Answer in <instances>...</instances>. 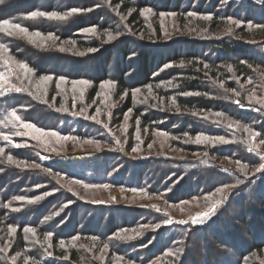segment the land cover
Segmentation results:
<instances>
[{
    "label": "rangeland",
    "instance_id": "obj_1",
    "mask_svg": "<svg viewBox=\"0 0 264 264\" xmlns=\"http://www.w3.org/2000/svg\"><path fill=\"white\" fill-rule=\"evenodd\" d=\"M72 1L67 0V4ZM78 1L94 6L85 12L60 14L63 20L76 15L80 23L86 20L80 24L85 29L103 11L108 18H100V23L117 30L96 28L95 33H85L80 29L79 41L97 44L95 52L79 49L72 41L47 39L49 34L41 38L9 29L19 36L20 52L25 55L32 50L59 53L62 60L50 68L56 74L63 68L67 77L50 75L52 80L40 84L34 72L25 76L20 62L8 51L0 52V73L6 85L0 90V142L6 151L5 161L13 167L12 182L19 188L16 193L11 189L14 194L5 203L0 201V208L7 210L5 217L26 208L35 211L33 217L44 228V234L39 228L35 235L24 232L26 248L13 256L15 232L5 229V240L0 230V249H6L0 251V264H264V253L261 258L256 254L244 257L252 243L264 241V173H255L264 163V86L252 79L211 82L214 96L209 100L213 107L225 109L221 115L214 111L183 112L172 103L176 95L171 88L176 86L169 80L172 76L167 78L183 66L166 62L173 50L211 43L209 40L212 44L244 43L264 59V0H132L152 9L140 12L144 27L140 32L127 26L128 14H120L119 5L112 0ZM46 2L37 3L44 6ZM213 10H221L225 18L217 22L218 30L210 32L213 15L209 12ZM231 10L241 13L239 21L226 14ZM209 14L212 18L205 19ZM242 33L246 37H241ZM125 39L136 43L140 56L127 58L132 64L124 80L130 88L121 90L119 72L126 68H121V58L112 60L106 69L102 67L107 57H115L116 44ZM204 52L216 56L214 50ZM144 54L149 55L146 67ZM105 70L108 74L103 79ZM147 75L154 83L148 84ZM157 77L167 79L156 81ZM60 78L65 83L59 84ZM263 79L264 74L259 80ZM80 80L89 83L77 84L73 90V82ZM102 83L112 86L102 88ZM9 84L22 90H9ZM13 113L19 119H13ZM92 116L97 119L92 120ZM31 118L33 122L25 120ZM25 123L72 139L40 136L23 127ZM187 128L195 133L189 134ZM200 134L222 136L228 143L197 144L195 137ZM5 135L12 143L3 139ZM12 152L24 153L32 162L15 158L10 162ZM237 161L247 168L242 171ZM105 184L109 187H103ZM225 185L229 187L218 191ZM217 201L221 203L210 219L192 224V219ZM168 220L172 223H166ZM181 220L189 223H177ZM252 225L263 230H254ZM234 229L240 233L232 234ZM213 232L226 246L210 238ZM56 237L55 256L52 241ZM70 253L76 260H70Z\"/></svg>",
    "mask_w": 264,
    "mask_h": 264
},
{
    "label": "trees",
    "instance_id": "obj_2",
    "mask_svg": "<svg viewBox=\"0 0 264 264\" xmlns=\"http://www.w3.org/2000/svg\"><path fill=\"white\" fill-rule=\"evenodd\" d=\"M45 1V0H43ZM115 5H119V12L122 15L128 14V19L126 21L127 26L131 25L132 29H136L137 32H140L144 30L143 22L140 16V12L146 8L145 3H134L132 0H112ZM38 0H3V3H0V22L4 20H11L15 21L16 23H19V25H22V27H25L29 29V32H39L42 35H48L52 34L55 37H57L60 41H72L76 44V46L82 48V49H89V48H97V44H88L85 45L81 41H79V35L78 31L82 29L80 24H84L86 20H81L82 23H80V18L75 16H69L66 20H57V19H48L47 17H29L28 14L34 12V11H44L46 13H51L52 11H56L59 15L60 14H68L69 12H72L74 9L79 11H88L92 10L94 5H87L83 4L81 1L74 0L67 4V0H47L46 4L44 6L38 5ZM101 13L96 17V20H93L92 26H95L100 31H117L114 27L108 26V23H100L101 20L105 19V12L100 11ZM213 15V18L211 22V31L213 32L215 30H218L217 22H222V20L225 18V13H222L221 10H213L209 12ZM229 17L231 15L235 20H240L241 13H235L232 10L227 12ZM26 18V19H24ZM108 16L106 17V19ZM105 19V20H106ZM261 21V20H257ZM248 22V21H247ZM256 22V21H255ZM260 23V22H258ZM63 25V26H62ZM110 25V24H109ZM260 25V24H259ZM65 28V29H64ZM241 32L244 30V26L242 29H240ZM8 35L7 33H1L0 34V43L4 44L8 54L10 57L15 59L16 61L20 63H27L29 67L33 69V72L36 74V76H42V75H52L53 77H59V76H66L67 74L64 73V69L59 67L58 73L56 74L50 67L51 66H57V62L62 60V57L59 56V53H43L35 51H26L28 55H25V53H21L22 45L17 35H11V37L4 38ZM241 37H246L242 33ZM208 42L211 43H200L198 45H190L186 47H181L175 50H173L171 55V59H169L168 63H173L174 65H182L183 67H178L174 73L168 74L169 76H172L169 80H174V86L173 89L171 88V92L173 94L175 93L176 98V106L181 109V111H200V112H222L225 109H222L219 106L213 107L214 102L210 101L209 98L211 96H214V92L211 90L212 83L220 82V83H226L228 80L232 79H240V82H244V79L250 80L252 79L254 82L259 83L264 86V79L259 80L260 76L264 74V59H260V57H257L253 54V52L250 51V49L247 47V45L239 44V43H227V42H217L215 44H212V40H209ZM214 42V41H213ZM117 43L115 47V57L112 58V56L107 57L105 60V64L103 65L102 69H106L108 64L114 60V59H120L121 68L126 65V68H122V71L119 72V78H118V86L121 87V90H127L130 88L129 84L124 80V75L129 73L131 71V67L129 64H132L131 59L134 56H140V52L138 51V48L136 47V43L130 39H125L123 42ZM133 46V47H131ZM204 49L214 50L215 57L208 55L204 52ZM164 52V51H163ZM33 56L32 58H30ZM230 58H229V57ZM148 54H144L142 56L144 65L146 67V63L148 61ZM34 58V60H33ZM36 58V59H35ZM115 60V61H118ZM168 59V58H167ZM69 63H71L72 59H67ZM161 62V61H160ZM127 63V64H124ZM164 63H161V66H163ZM42 66V67H41ZM72 66V65H70ZM93 68H95L93 64ZM231 69V71L229 70ZM257 70V71H256ZM66 74V75H65ZM108 73L105 71L102 72L103 79L106 77ZM59 75V76H58ZM148 84L154 83V81L149 80V75H147ZM166 78V79H167ZM98 79V78H96ZM156 81H165V78L157 77ZM101 81H103L101 79ZM261 83H260V82ZM98 82V81H97ZM230 82V81H229ZM99 84V83H98ZM231 86V84H229ZM256 90H259V85ZM212 91V92H211ZM186 92H192V93H199L198 95H184ZM128 110V109H127ZM29 122H33V119H25ZM35 120V119H34ZM36 121V120H35ZM39 123L38 121H36ZM35 122V123H36ZM147 124V123H146ZM44 125V124H43ZM193 129V128H192ZM186 132L189 134L195 133V131H191V129H185ZM0 148H3L0 142ZM4 149V148H3ZM4 154H6V151L4 150L2 155H0V201L1 203H5L10 198V195L17 192L19 189L15 183L12 181L14 178V171L13 167H11L7 161L4 159ZM217 155V153H215ZM8 155V153H7ZM13 158L16 160H25L28 162H32L30 157H27L23 153L19 152H12V154L9 153ZM14 188L15 192L12 193L11 189ZM6 191V193L4 192ZM21 196L23 193H21ZM7 210L0 208V230H2L3 237L6 240V235L8 237L7 230L5 229L10 227H16L17 231L14 233V241L16 242L15 249L12 252L11 255L13 256L14 253L20 252L26 248V241L24 238V227H32L34 229L39 228V233L44 234V228L39 227V219L36 217H33L35 211H31L29 209H22L21 211H18L17 213L9 214L7 213V217L4 215ZM42 211H40L41 213ZM39 213V214H40ZM42 219V218H41ZM261 222V221H260ZM260 226L261 224L258 223ZM254 230L261 231L259 226L255 227V225H252ZM253 229L250 231L252 232ZM263 230V229H262ZM63 233V232H62ZM233 233H240L237 229H234ZM218 234V231H217ZM216 232L212 233V236L210 235V238L215 239L218 241V245L220 246H226L224 244H221V242L217 239ZM58 237H62L63 235H58ZM252 235V234H251ZM41 239V235L39 236ZM254 238V237H253ZM56 241L57 237L53 239L52 244L54 245V248H52V253L58 255L56 253L57 251H54L56 249ZM202 241V240H201ZM264 253V241L261 243H252L250 248L248 249V253L244 255V257H248L252 254H256L258 258L262 257V254ZM4 252H2L3 256ZM73 253H70V260L71 258H74L72 256ZM5 259H9L8 256H5ZM240 258H243L240 256ZM244 258V259H245ZM30 264V263H29ZM239 264H246V262L243 261V263Z\"/></svg>",
    "mask_w": 264,
    "mask_h": 264
},
{
    "label": "snow or ice",
    "instance_id": "obj_3",
    "mask_svg": "<svg viewBox=\"0 0 264 264\" xmlns=\"http://www.w3.org/2000/svg\"><path fill=\"white\" fill-rule=\"evenodd\" d=\"M0 3H3V0H0ZM73 11H78V10H73ZM144 11L146 12H151L152 9L151 8H147L145 9ZM161 15H165L163 13H161ZM171 15H174V14H171ZM188 15H194V13H188ZM29 17H37V16H46L48 19H57V20H61V19H64V16L62 15H59L56 11H52L51 13H46L44 11H34L30 14H28ZM205 19H211V15H206L204 17ZM231 19V18H229ZM233 23H237L236 21H233ZM9 29H15L17 30L19 33H23L25 35H31V36H35V37H42V34L39 33V32H35V33H31L29 34L28 32V29L25 28V27H22L21 25L19 24H11L10 21L8 20H4L2 22H0V32H6L9 36L13 35V32L12 31H9ZM81 32H85V33H95L96 32V27L95 26H90V27H87L85 29H82L80 30ZM47 39H52V40H55L57 39V37H55L54 35L52 34H49L47 36ZM111 39V37H110ZM61 51H63L64 49L61 47L60 49ZM97 49L95 48H89L88 51L89 52H95ZM3 51H7L6 47L4 44L0 43V52H3ZM5 63H7V61H5ZM19 68L23 70L25 76H27L29 73H32L33 72V69L31 67H29V65L27 63H19ZM231 71V69H229ZM53 77L50 76V75H42L39 77V81H40V84H45L47 82H49L50 80H52ZM251 82V81H249ZM65 83V79L64 78H60V82L59 84H63ZM89 82L87 80H80V81H74L73 82V90L76 89V86L77 84L79 85H87ZM40 84L37 85V88L40 87ZM59 84H57V87H59ZM5 76L3 73H0V90L4 89L5 88ZM112 84L111 83H102L101 84V87H111ZM8 89L9 90H14L16 92H19L21 91L22 89L20 88H15L13 85H7ZM221 87H223V84H221ZM136 91H139L138 89L137 90H134L133 94L135 95V92ZM198 95L199 93H192V92H186L184 93V95ZM172 103L175 104V99L173 98L172 99ZM85 109H81V112H84ZM131 111V110H129ZM13 115V119H19L18 117H16L15 113L12 114ZM99 115V110H97V116ZM193 115H195V113H193ZM216 116H220L221 113L217 112L215 113ZM97 116H92L91 119L92 120H96L97 119ZM86 119H88L89 117H85ZM206 118V117H205ZM125 122L128 120V115L126 114L125 117ZM137 125H139V121H137ZM229 126L231 127V124H229ZM23 127L25 128H28V129H32L33 131L39 133L40 136H51V137H55L57 140H68V139H72V137H69V136H62V135H59L57 132L55 131H51V132H45V131H42L41 129L39 128H34V126L31 124V123H25L23 125ZM159 135H162V136H166L167 133H164V132H159L158 133ZM253 136L257 135V133L253 132L252 133ZM3 139L8 141L9 143H12V141L9 140V137L8 136H3ZM136 139L139 140L140 139V135H139V128H137V134H136ZM209 141H218L219 143H228V140H226L224 137L222 136H218V137H209V136H206V135H203V134H200V135H197L195 137V143L197 144H200V143H203V142H209ZM90 142V141H89ZM14 147H20L21 145L19 144H14L13 145ZM149 148H151V145H149ZM4 149L3 148H0V153H3ZM133 151H136V149L134 148ZM249 152L252 151L251 148L248 149ZM13 159V157L10 155L8 156V160L11 162ZM237 164L240 165L241 167V170L244 171L246 168H247V165H244L242 164L240 161H237ZM30 167H35L36 165H29ZM255 173H264V163H261L258 167H256L255 169ZM255 173H253V175H255ZM245 175H247V172L245 171ZM238 183H243V181H238ZM86 187L88 185H85ZM103 187L107 188L109 187V185L105 184L103 185ZM225 187H229L228 185H225V186H222L220 189H218V191H223ZM231 187H234V185H231ZM47 194H51V193H46ZM41 197H37L36 199H40ZM221 203V201H217L216 203L212 204L211 206L208 207L207 211L203 212L202 214L198 215L197 217H195L194 219H192V224L193 225H196V224H204L208 219L211 218L212 215L215 214V211H216V208L218 207V205ZM157 211H159V209H157ZM166 223H172L171 220H168L166 221ZM177 223L179 224H188L189 221L187 220H181V221H178ZM17 231V228L16 227H10L9 228V232L10 233H14ZM23 231L25 233H32L33 235H35V229L32 228V227H24L23 228ZM79 237H77L78 239ZM46 239H50V235L49 236H46ZM64 244H63V241H61V247H63ZM104 248L107 249L108 248V245L105 244L104 245ZM6 249H0V251H5ZM169 255H171V253H168ZM15 260V257H13V261Z\"/></svg>",
    "mask_w": 264,
    "mask_h": 264
}]
</instances>
